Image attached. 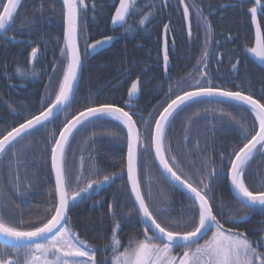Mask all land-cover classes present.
Returning a JSON list of instances; mask_svg holds the SVG:
<instances>
[{"label": "trees", "instance_id": "trees-1", "mask_svg": "<svg viewBox=\"0 0 264 264\" xmlns=\"http://www.w3.org/2000/svg\"><path fill=\"white\" fill-rule=\"evenodd\" d=\"M185 2L195 5L190 8V37L178 0H168L166 5L162 0H136V8L140 11L127 18L128 25L132 28L130 32L125 31L128 25L119 28L111 23V15L119 0H85L87 8L82 10L80 17L84 28L80 37L83 63L76 94L67 113H62L58 119L47 124L46 128H40L30 137L16 143L3 157L0 167V206L6 205L2 208L5 216L11 215L32 223L45 218L46 209L55 196L49 140L53 131L58 136L66 119H71L89 105L98 106L107 102L124 107L128 89L139 77L141 95L131 111L136 112L133 118L137 121L141 117L149 120V114L155 117L158 115L157 109L162 111L160 105L165 100L164 94L168 92L169 86L177 90V82L181 78H187L189 73L196 75L197 79L201 78L194 68L198 66L204 50L206 26L203 21L197 26V8L202 10L203 16L212 25V42L207 46V68L203 69V65H199L207 72V77L201 79V82L211 79L212 84L218 87L241 90L256 99L264 97V70L251 62L247 51L254 43V31L248 11L254 2ZM93 3L96 5L94 10ZM63 13L61 0H22L15 23L3 32L0 38V134L25 122L29 113L39 114L49 77H55L53 89L56 88V81L62 79L66 67V61L61 63V49L64 47ZM148 13V20L141 25L140 20ZM31 20L36 23L28 24L27 21ZM165 24L169 25L167 36L170 65L167 74L162 56ZM13 36L15 38L10 39ZM105 36L115 37L110 46L94 57H85L86 44ZM33 47L39 49V58L35 61L30 55ZM233 64L237 65L235 69ZM54 67L57 69L56 73H53ZM33 69L36 75H33ZM21 72L26 74L21 75ZM189 83L194 85L195 81L190 80ZM124 108L129 110L128 107ZM257 124L254 114L247 107L220 101H201L184 107L176 114L166 140V147L171 149L169 155L178 157L184 170L190 175L203 177L204 182L210 184L212 191L208 194L217 205L215 211L222 213L220 218L225 227L244 232L253 241H259L264 236V231H261L264 229V211L237 203L229 189L226 172L230 167L228 159L233 149H238L247 142L242 139L244 129L258 130ZM138 127L144 131L143 124L138 123ZM186 135L190 137L188 141H185ZM126 143L123 126L115 120L104 118L87 123L76 131L67 153L74 189L77 187V176L82 175L86 180L116 174L107 188L96 192L94 186L92 194L71 204L69 211V227L96 247L97 259H107L108 264H111L112 253L110 248L105 249V245L110 243L114 227L109 204H115L117 211L132 213L124 218L116 217L121 223L118 234L121 242L126 246L130 236L143 239L144 225L135 213L126 184ZM13 153L16 154L15 157ZM221 154L224 157L223 170ZM17 160L21 181L19 189L15 184ZM213 160L214 164L211 163ZM213 168L219 170L215 183H211L208 176ZM140 178L142 191L147 194L151 190L149 202L156 208L167 210L168 215L178 221L174 227L187 222L189 217L186 214L190 211L192 201L166 182L158 172L152 152L141 155ZM245 182L256 190L264 183V149L256 151L248 162ZM80 186H84L83 180ZM18 191L24 194L19 195ZM246 213L248 219L244 222H225L230 216H244ZM165 222L172 223L167 220ZM174 250L179 253L180 248Z\"/></svg>", "mask_w": 264, "mask_h": 264}, {"label": "snow or ice", "instance_id": "snow-or-ice-1", "mask_svg": "<svg viewBox=\"0 0 264 264\" xmlns=\"http://www.w3.org/2000/svg\"><path fill=\"white\" fill-rule=\"evenodd\" d=\"M165 5L167 0H164ZM22 0H0V31H7L15 23L19 6ZM63 20L65 30L63 33L64 47L61 49L63 63L66 61L62 79L56 81V88L52 85L54 76L49 77V84L46 86V96L41 100V110L39 114L29 113V118L18 126L11 127L10 130L0 134V167L3 164V157L10 152L16 143L30 137L40 128H46L60 111L68 112L70 102L76 93V82L78 72L83 60L79 46V40L84 32L81 27V12L87 8L85 0H62ZM179 5H183L182 16L185 20L190 17V5L185 0H178ZM227 6V5H225ZM95 3L92 4L93 10ZM43 5H41V12ZM137 11L136 0H119L115 7V13L111 15V23L116 26L125 27L128 25L127 18ZM251 15V22L255 25V46L249 47L247 51L264 62V15L258 20V13H264V0H254V5L248 9ZM197 26L201 21L205 24V45L198 66L194 71L201 77L189 73L187 78H181L177 82L176 89L169 86L165 100L160 105L162 111L157 109L158 115L139 121L134 119L136 112L126 111L122 106H115L114 103H102L98 106L89 105L83 111H79L71 119L63 122V127L59 130L58 136L53 131L49 140L51 170L55 174L54 192L55 196L50 201V207L46 209L45 218L38 223L26 222L22 218L5 216L0 206V264H108V260L99 261L97 259L98 249L82 239L79 234L69 227V211L71 203L81 197L82 193H88L93 187H100L113 179L116 174L104 175L102 179L84 180L83 176L75 177L77 187L73 188V174L68 167L67 153L71 139L75 131L83 127L86 123L111 118L119 122L126 130L127 146V180L130 184V196L134 197V209L139 217L140 223L144 225L142 236H130L125 246L118 238L121 223L116 217L124 218L132 215L131 212L124 213L117 211L115 204H109L108 209L114 219L110 243L105 245V249L111 250V264H264V236L259 241L250 240L249 236L232 227H225L221 221L222 213L215 211L217 205L213 203V198L209 196L212 191L209 183H205L203 177H196L186 172L181 161L175 155H169L170 148L166 147L169 130L172 126L176 114L190 103L198 102L205 97H222L230 101L238 102L247 106L248 110L254 114L258 121V130L244 129L242 139L247 142L238 149H233L232 155L228 159L230 167L226 175L230 178L231 185L235 189L237 203L244 207L264 211V183L259 190L251 189L245 182V169L252 159L254 152L264 149V97L254 98L251 94H245L241 90H231L221 88L212 84L211 79L205 83L201 79L207 77V72L202 70L207 68L208 50L207 46L212 42V25L203 16L202 10L196 9ZM150 13L144 15L140 20L143 25L148 20ZM28 24H35V20L27 21ZM165 38L163 41V63L165 73L169 67V39L167 32L169 25H164ZM126 32L132 31L130 25L125 27ZM191 23L188 25V35L191 36ZM15 37H10L14 39ZM115 37L105 36L97 39L93 43L86 44L85 53L89 49L95 51L98 47L110 43ZM174 46L175 40L173 38ZM39 49H31V59L38 60ZM238 63V61H237ZM236 68V64L232 65ZM20 70L18 69V72ZM57 69L53 68V73ZM25 75L26 72H21ZM33 75H36L33 69ZM194 80L195 84L189 83ZM141 81L139 77L132 82L128 89L129 100L136 97L140 92ZM237 88L239 86H236ZM174 97V98H173ZM166 105V106H164ZM144 125L142 132L138 127ZM254 133V134H253ZM250 136V138H249ZM190 139L185 136V141ZM260 146L259 148L257 146ZM154 149V158L159 162L163 173L169 177V183L174 186L179 185L186 190L191 199L190 211L186 214L189 219L181 226L174 227L178 221L168 215L167 210L156 208L149 201L151 200V190L145 194L142 191V180L140 178V158L144 153H151ZM16 154L13 153V157ZM83 167V157H81ZM215 163V161H211ZM224 157L221 154V170H223ZM205 166L207 161L204 162ZM11 167V165H9ZM19 161L17 160V175L15 184L17 189L21 183L18 175ZM123 171V170H122ZM219 170L213 168L208 176L211 183H215ZM83 180L84 186H80ZM23 195V192H19ZM248 218L244 216H230L228 223H237ZM182 219V217L180 218ZM172 221L171 224L165 221ZM264 231V229H261ZM149 232L152 234L149 235ZM211 235L200 243V240L208 233ZM180 248L183 251L175 253L174 249ZM122 249V250H121Z\"/></svg>", "mask_w": 264, "mask_h": 264}, {"label": "water", "instance_id": "water-1", "mask_svg": "<svg viewBox=\"0 0 264 264\" xmlns=\"http://www.w3.org/2000/svg\"><path fill=\"white\" fill-rule=\"evenodd\" d=\"M62 1V0H61ZM253 2H254V0H252ZM6 2H7V0H6ZM165 2H164V0H163V4H164ZM181 8H183V5H181ZM261 15H264L263 13H258V20H259V17L261 16ZM251 16V15H250ZM251 20V19H250ZM184 21H185V23L184 24H186V28H187V32H188V25H189V22H190V17H189V19L188 20H185L184 19ZM252 27H253V30L252 31H254V43H253V47L255 46V25L254 24H252ZM63 30H65V24H64V29ZM3 32H5V31H0V38L2 37V35L4 34ZM188 34V33H187ZM164 38H165V32H164V37H163V41H164ZM106 46H108V44H105V45H103L102 47H98L95 51H92L91 49H89V53H90V55H92V56H94V55H96L97 53H99L100 51H102L103 50V48H105ZM163 46V45H162ZM162 56H163V48H162ZM248 57H249V59L252 61V62H254L259 68H261L262 70H264V62H262L259 58H257V57H255L253 54H251V53H248ZM163 67H164V65H163ZM169 68V67H168ZM80 70H81V68H80ZM80 70H79V72H78V80H77V82H76V91H77V86H78V81H79V76H80ZM164 71H165V69H164ZM166 74V73H165ZM76 94V93H75ZM140 97V92L137 94V96L136 97H134V98H132L131 100H129V97L126 99L127 100V103L124 105V107H128V104L130 103L131 105L133 104V103H136L137 101H138V98ZM73 100V99H72ZM201 101H220V102H226V103H232V104H237V105H241V104H239L238 102H235V101H230V100H227V99H225V98H222V97H205V98H201L198 102H201ZM72 102V101H71ZM196 103V102H195ZM71 104V103H70ZM190 104H193V103H190ZM190 104H189V106H190ZM241 106H244V107H247V106H245V105H241ZM62 113H64L63 111H60L59 113H58V116L53 120V121H55L56 119H58L61 115H62ZM52 121V122H53ZM51 122H49L48 124H50ZM87 124V123H86ZM81 128V127H80ZM79 128V129H80ZM126 131V130H125ZM75 133H76V131H75ZM74 133V134H75ZM258 148L260 147L259 145L257 146ZM152 155H153V158H154V149L152 150ZM154 161H155V164H156V167H157V169H158V172H160V174L165 178V180H166V182H168L169 183V177H168V175L166 174V173H163V169L160 167V165H159V162L158 161H156L155 160V158H154ZM126 163V162H125ZM51 167V166H50ZM51 173H52V179H53V183H54V185H55V174H54V172L51 170ZM126 178H127V168H126ZM228 180H229V184H230V189H231V192H232V195H233V197L236 199V193H235V189L232 187V185H231V181H230V178L228 177L227 178ZM110 183L111 182H108V183H106V184H103V185H101L100 187H97V189H96V192H100L102 189H105V188H107L109 185H110ZM126 184H128V189H129V192H130V188H131V186H130V184L128 183V180H127V183ZM170 185H172L174 188H176L177 190H178V192H181L182 194H184L185 196H187L188 198H189V195L187 194V192H186V190L185 189H183L182 187H180L179 185H176V186H174L172 183H169ZM92 192H93V189H90L89 190V192L88 193H82V195H81V197H79V198H77V200L75 201V202H73V203H71V204H74V203H76V202H80L84 197H89V195H91L92 194ZM132 198V201H133V203L132 204H134V197H131ZM190 199V198H189ZM191 200V199H190ZM258 209V208H257ZM247 219H245V220H241V221H239L238 223H241V222H244V221H246ZM150 234H152L151 232H149ZM210 234V232H208L204 237H203V239H201L200 240V242L201 241H203L208 235ZM0 239H2V238H0Z\"/></svg>", "mask_w": 264, "mask_h": 264}, {"label": "flooded vegetation", "instance_id": "flooded-vegetation-1", "mask_svg": "<svg viewBox=\"0 0 264 264\" xmlns=\"http://www.w3.org/2000/svg\"><path fill=\"white\" fill-rule=\"evenodd\" d=\"M162 2H163V1H162ZM118 4H119V3H118ZM118 4L116 5V7L118 6ZM164 5H165V3H164ZM114 13H115V11H114ZM112 25H113V24H112ZM113 26H114V25H113ZM81 27H82V24H81ZM114 27H119V28H120L121 26L116 25V26H114ZM82 28H83V27H82ZM80 41H81V38H80V40H79V46H80ZM112 41H113V40H112ZM112 41H111L110 43H108V46H110V44L112 43ZM92 43H93V42H92ZM108 46H106L105 48H107ZM105 48H103V50H104ZM103 50H102V51H103ZM102 51H100V52H102ZM100 52H99V53H100ZM99 53H97L96 55H98ZM86 55L89 56V57H94V56H96V55H94V56L90 55L89 50L87 51V53L84 54L85 57H86ZM81 56L83 57L82 54H81ZM165 78H166V75H165ZM140 95H141V90H140ZM127 98H128V95H127ZM139 98H140V97H139ZM139 98H138V101H139ZM138 101H137L136 103H133V104L131 105V107L136 106V104L138 103ZM126 103H127V100H126ZM126 103H125V104H126ZM125 104H124V105H125ZM128 108H129V107H128ZM254 153H255V152H254ZM149 235H151V234L149 233ZM202 242H203V241H202ZM182 251H183L182 249L179 250V252H182Z\"/></svg>", "mask_w": 264, "mask_h": 264}, {"label": "bare ground", "instance_id": "bare-ground-1", "mask_svg": "<svg viewBox=\"0 0 264 264\" xmlns=\"http://www.w3.org/2000/svg\"><path fill=\"white\" fill-rule=\"evenodd\" d=\"M163 37H164V33H163ZM252 62V61H251ZM254 63V62H253ZM255 64V63H254ZM164 65V63H163ZM169 65H170V62H169ZM165 179V178H164ZM229 181V180H228ZM111 182V181H110ZM54 184V183H53ZM229 187H230V184H229ZM97 189V187H95V190ZM230 189V188H229ZM93 190H94V187H93ZM231 190V189H230Z\"/></svg>", "mask_w": 264, "mask_h": 264}, {"label": "rangeland", "instance_id": "rangeland-1", "mask_svg": "<svg viewBox=\"0 0 264 264\" xmlns=\"http://www.w3.org/2000/svg\"><path fill=\"white\" fill-rule=\"evenodd\" d=\"M210 235H211V232H210V234H209L208 236H210ZM208 236H207L205 239H207ZM200 243H203V242H200ZM174 252L177 253L175 250H174ZM179 253H180V252H179Z\"/></svg>", "mask_w": 264, "mask_h": 264}]
</instances>
